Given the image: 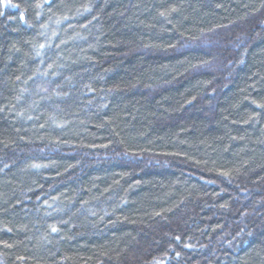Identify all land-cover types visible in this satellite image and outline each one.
<instances>
[{"label":"trees","instance_id":"trees-1","mask_svg":"<svg viewBox=\"0 0 264 264\" xmlns=\"http://www.w3.org/2000/svg\"><path fill=\"white\" fill-rule=\"evenodd\" d=\"M0 264H264V0H0Z\"/></svg>","mask_w":264,"mask_h":264},{"label":"snow or ice","instance_id":"snow-or-ice-1","mask_svg":"<svg viewBox=\"0 0 264 264\" xmlns=\"http://www.w3.org/2000/svg\"><path fill=\"white\" fill-rule=\"evenodd\" d=\"M53 231H55V229H53Z\"/></svg>","mask_w":264,"mask_h":264}]
</instances>
